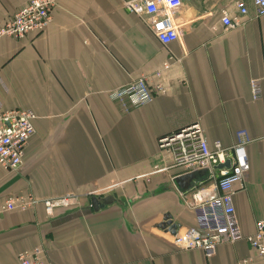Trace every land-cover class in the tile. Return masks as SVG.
I'll use <instances>...</instances> for the list:
<instances>
[{"label": "crops", "instance_id": "obj_1", "mask_svg": "<svg viewBox=\"0 0 264 264\" xmlns=\"http://www.w3.org/2000/svg\"><path fill=\"white\" fill-rule=\"evenodd\" d=\"M29 1L0 0V28ZM236 1L183 0L174 17L180 35L168 45L123 0H57L44 32L0 36V112L38 116L21 169L0 164V264H20L18 255L36 247L44 264L261 262L246 239L207 258L200 249L179 250L159 226L166 216L180 225L177 233L196 224L174 182L184 169H155L172 164L158 139L194 122L211 146L230 147L239 130L248 132L250 170L233 203L244 236L264 221V92L255 100L250 86L262 78L264 90V16L243 0L248 15L226 28L222 11L236 13ZM161 70L167 91L150 103L111 99L112 90L144 76L158 81ZM67 193L78 194L81 206L52 217L43 204L2 211L11 195ZM108 195L117 201L90 207V198Z\"/></svg>", "mask_w": 264, "mask_h": 264}, {"label": "built area", "instance_id": "obj_2", "mask_svg": "<svg viewBox=\"0 0 264 264\" xmlns=\"http://www.w3.org/2000/svg\"><path fill=\"white\" fill-rule=\"evenodd\" d=\"M255 15L264 16V0H253ZM124 7L131 13L145 17L152 33L164 45L177 40L180 28L174 17L183 6V0H123ZM57 0H30L15 12L1 28L0 36H11L23 40L28 34L44 32L53 19ZM236 13L222 11V23L226 28L241 25V17L249 10L243 0L235 2ZM172 58L165 63V69ZM152 77H142L110 92L116 102H126L130 107H140L150 103L157 95L165 94L163 70ZM262 78L250 81L253 99L263 95ZM37 114L32 109L16 108L0 112V164L12 171L21 169L26 147L35 134ZM236 142L225 147L216 141L211 146L199 122L184 126L170 134L161 136L157 143L160 152L170 155L171 165L156 166L157 171H167L169 167L179 166L184 173L206 170L205 176L195 181L186 192H182L185 204L196 212V224L185 228L173 236L172 243L182 251L200 249L207 258L216 255L220 245L235 244L246 239L264 264V221L258 222L253 234L244 236L233 203L237 186L243 184L250 170L247 145L252 138L245 129L236 134ZM230 161V167H218ZM92 197V196H91ZM43 204L48 217L54 216L58 209L81 206L78 194L67 193L62 196L38 199L33 196L11 195L5 200L2 211L20 209L23 211ZM91 205V198L89 202ZM42 250L36 247L18 255L20 264H44Z\"/></svg>", "mask_w": 264, "mask_h": 264}, {"label": "water", "instance_id": "obj_3", "mask_svg": "<svg viewBox=\"0 0 264 264\" xmlns=\"http://www.w3.org/2000/svg\"><path fill=\"white\" fill-rule=\"evenodd\" d=\"M223 166L230 167V161H227L226 164L219 165L218 167L221 168ZM206 173H207L206 170L185 173V174L177 176L174 179V182L176 183V185L179 187V189L182 192H186L193 186L195 181H198L201 177L205 176ZM115 201L117 200L112 195H108L104 198H98V197L93 196L91 198V205H92L93 210L97 211L101 208H104L106 205H111ZM159 226L164 227L166 229H170L173 235H175L178 229L180 228V225L177 223H174V221L168 216L165 217V219L163 220L162 223L159 224Z\"/></svg>", "mask_w": 264, "mask_h": 264}]
</instances>
